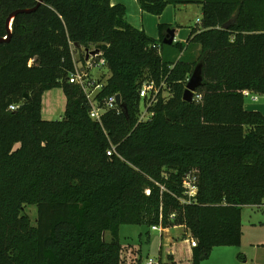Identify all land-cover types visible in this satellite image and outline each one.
I'll list each match as a JSON object with an SVG mask.
<instances>
[{
  "label": "trees",
  "instance_id": "trees-1",
  "mask_svg": "<svg viewBox=\"0 0 264 264\" xmlns=\"http://www.w3.org/2000/svg\"><path fill=\"white\" fill-rule=\"evenodd\" d=\"M37 2L0 0V264H127L122 225L184 227L196 241L191 264L240 246L242 207L264 203V116L245 110L242 94L264 95V0H201L199 27L171 45L167 26L152 39L110 0ZM136 2L154 16L168 5ZM29 9L8 37L7 16ZM90 49L109 73L96 100H121L101 123L68 82ZM197 65L202 85L185 102ZM143 83L158 94L139 122ZM56 88L63 118L43 120L42 96ZM25 206L36 207L33 223Z\"/></svg>",
  "mask_w": 264,
  "mask_h": 264
},
{
  "label": "crops",
  "instance_id": "crops-1",
  "mask_svg": "<svg viewBox=\"0 0 264 264\" xmlns=\"http://www.w3.org/2000/svg\"><path fill=\"white\" fill-rule=\"evenodd\" d=\"M168 5L159 16L150 15L142 12L136 2V0H110V5H123L126 9V20L127 22L140 30H143L150 38L158 39L160 37L159 25L167 26L168 29L173 30L174 39L172 44H185L189 38L190 32L193 28H197L200 23L199 19H196V24L192 26L191 19L189 18L190 12H188L192 6H195L196 10L201 13V6L199 2L201 0H166ZM166 33V32H165ZM249 103L244 104L245 110L258 111L264 116V95H258L256 101H251L248 98ZM42 110V109H41ZM264 205V204H263ZM262 206V205H260ZM260 206H243L241 211V222H242V237L240 246L236 248L234 254L240 261V264H264V244L263 242H257L253 245H243V238L250 239L253 236L262 237L264 236V212L259 215L257 208ZM250 208L247 211L246 220H243V209ZM121 228V226H120ZM119 228V234H120ZM164 230V231H163ZM161 235V241L163 234L168 242L176 240L173 237V232H178L177 237H181L185 242L189 233L184 227L178 226L170 229H163ZM187 246V252L183 259L173 260L176 264H191L192 248ZM161 244V243H160ZM162 245V244H161ZM249 248H252L249 251ZM213 253V251H211ZM230 251H220L218 254H224ZM215 254V253H214ZM211 255V253H210ZM209 255V256H210ZM170 256H174V251H170ZM208 256V258H209ZM204 259L200 264H208ZM185 259V260H184ZM184 261V262H182Z\"/></svg>",
  "mask_w": 264,
  "mask_h": 264
},
{
  "label": "rangeland",
  "instance_id": "rangeland-1",
  "mask_svg": "<svg viewBox=\"0 0 264 264\" xmlns=\"http://www.w3.org/2000/svg\"><path fill=\"white\" fill-rule=\"evenodd\" d=\"M190 12L189 18L191 19L192 26L196 24V19H201V13L196 10L195 6H192L188 11ZM197 25V24H196ZM200 25V24H199ZM199 25H197L199 27ZM92 48V47H91ZM91 50V49H90ZM84 53V52H83ZM83 53H74V59L77 61L81 60ZM84 65L82 61L78 62V67ZM91 74L95 77L98 75H104V77H108L109 73L104 68H92ZM167 94L164 93V97ZM248 98L244 99V104H248ZM65 109V97L61 89H52L44 92L42 96V110L41 115L43 120L47 121H56L61 120L63 118ZM260 206V205H259ZM250 208L243 209V220H246L247 211ZM258 209L259 215L264 212V205L260 206ZM23 212L27 214L32 223L36 218V207L35 206H25ZM164 231V230H163ZM173 237L176 238L174 241L168 242L163 234V239L161 241L162 232L159 230H152L151 227L147 226H139V225H122L120 228L119 234V242L122 246L126 247L129 254V260H133L134 264H145V262L149 259H153L154 261L166 262L168 260H176L183 259L187 252L188 244L181 237H177L179 235L178 232H173ZM257 242H263L264 244V236L256 237L253 236L250 239L244 237L242 244L243 245H253ZM162 245H161V244ZM161 248V250H160ZM237 247H216L213 248L211 255L206 260L208 264H240V261L237 259V256L234 254V251ZM252 248H249L251 251ZM170 251H174V256H170ZM220 251H230L224 254H216ZM215 253V254H214ZM185 260V259H184ZM184 262V261H182ZM127 264H130L128 262ZM183 264V263H182Z\"/></svg>",
  "mask_w": 264,
  "mask_h": 264
},
{
  "label": "built area",
  "instance_id": "built-area-1",
  "mask_svg": "<svg viewBox=\"0 0 264 264\" xmlns=\"http://www.w3.org/2000/svg\"><path fill=\"white\" fill-rule=\"evenodd\" d=\"M200 22V21H198ZM87 51V52H86ZM84 52V65L78 67V64L75 65V71L72 73L69 78L68 82L70 84L77 85L81 91L84 93L85 99L89 104V116L92 120L101 123V118L103 114L108 110H115L116 107L119 105L116 104L115 97L116 95H111L108 98L104 99L102 102L103 104H99L96 100L97 93L102 89L104 85V81H98V76L95 77L91 74L92 68H101L105 65L103 58H101L102 52L96 49L86 50ZM92 51H95L94 54H91ZM158 94V88L154 87L152 83H143L141 88L139 89V97L141 98V105H140V113L138 121H147L151 116V113L148 112V108L152 106L156 102V97ZM245 98L250 97L251 101H256L257 96L251 94L248 91L242 92ZM196 99H199V96H195ZM10 110H15V106H10ZM114 151V148H111L107 151V155H111ZM183 187L185 189V194L187 197L191 198L194 197L196 194V185H195V177L189 173L183 179ZM264 204V203H263ZM152 230H159L162 232V228L160 226H152ZM187 241L191 248L196 246V241L189 235L187 237ZM131 263L133 260H129ZM134 264V262H133ZM145 264H160V261L156 262L153 259H149L145 262Z\"/></svg>",
  "mask_w": 264,
  "mask_h": 264
},
{
  "label": "water",
  "instance_id": "water-1",
  "mask_svg": "<svg viewBox=\"0 0 264 264\" xmlns=\"http://www.w3.org/2000/svg\"><path fill=\"white\" fill-rule=\"evenodd\" d=\"M43 2V0H38L37 2V5L35 6V8H37L41 3ZM33 9H29V10H17V11H14L13 13L9 14L6 18V21H5V27H6V31L8 33V37L11 36V24H12V21H13V18L16 14L18 13H21V12H30L32 11ZM173 39H174V32L173 30L171 29H167L166 30V33H165V36L162 40L163 44H166V45H171L172 42H173ZM1 40V39H0ZM87 52V51H86ZM95 51H92L91 54H94ZM202 85V71H201V66L200 65H197L190 77L188 78L187 80V83H186V86H185V90L183 92V95H182V100L185 101V102H192L193 101V97H194V94H195V91ZM25 95V98H27V95ZM115 101H116V104L121 106V100H120V96L119 95H116L115 97Z\"/></svg>",
  "mask_w": 264,
  "mask_h": 264
}]
</instances>
